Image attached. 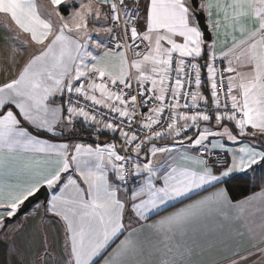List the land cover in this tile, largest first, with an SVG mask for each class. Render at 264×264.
Listing matches in <instances>:
<instances>
[{"label":"snow or ice","instance_id":"1","mask_svg":"<svg viewBox=\"0 0 264 264\" xmlns=\"http://www.w3.org/2000/svg\"><path fill=\"white\" fill-rule=\"evenodd\" d=\"M43 7L0 0L15 25L0 65L15 73L0 83V231L47 188L33 214L57 218L66 255L45 241L33 264H264V207L244 251L217 258L208 228L264 205V188L233 203L220 187L264 171L247 139L264 137V0Z\"/></svg>","mask_w":264,"mask_h":264},{"label":"crops","instance_id":"2","mask_svg":"<svg viewBox=\"0 0 264 264\" xmlns=\"http://www.w3.org/2000/svg\"><path fill=\"white\" fill-rule=\"evenodd\" d=\"M37 2L44 6L41 11L46 14L48 0H37ZM62 12L64 15H67L68 9L62 6ZM14 28L15 25L10 20V18L6 19L3 14H0V65L5 64L2 58L11 48L10 44L5 43L6 40L15 38V34L12 31ZM23 39L24 37L21 35L20 39L17 40V43L19 44ZM21 59H26V56L22 57ZM201 63H203V61H201ZM6 67L7 75L5 74L4 67H0V83H2L5 79H11L15 74L10 65H6ZM81 136L82 135L78 136L77 139L85 143L94 144L97 142L87 136H85L86 139L80 138ZM109 139H111V137L101 136L98 142L103 144ZM247 139L252 140L257 147H264L261 142L262 136L260 135H257L255 138L248 137ZM161 143L166 142L162 141ZM249 174L250 172L247 174L235 173L230 178H228L227 181L235 176ZM220 187L226 188L225 183L221 184ZM260 189L253 191L248 196L239 200H231L233 203L245 200L246 198L258 193ZM210 190L215 191V189ZM38 203L42 202L39 201ZM261 207H264V205H261L259 201H252L246 206V211L243 217L239 220L234 219L237 213L233 212L230 213L229 219L227 220L223 218H217L215 221L209 222L208 228L212 238L224 241V243L218 245L214 251V254L217 258L231 255L233 252L244 251L250 248L252 244L259 239V228L257 226L261 223V212L259 211ZM173 210L174 209L172 208L169 209V211ZM166 214V212L162 213V215ZM155 219H158V217L154 216L153 220ZM151 222L152 221H149V223ZM249 229H252V231L250 232ZM253 233H255V236ZM144 236H149L147 229L145 230ZM120 239H123V236H121ZM45 241L51 244L55 259L59 260L66 255L63 249L62 225L57 222V218L52 217L51 215H46L43 212H40L39 214H33L32 206L29 211L12 221L10 228L0 231V264H33V261L37 260L42 254ZM118 243L119 240H117L104 255L107 256L108 252H111L112 248H114ZM48 264H52V261L50 260ZM97 264H103V257L98 258Z\"/></svg>","mask_w":264,"mask_h":264},{"label":"trees","instance_id":"3","mask_svg":"<svg viewBox=\"0 0 264 264\" xmlns=\"http://www.w3.org/2000/svg\"><path fill=\"white\" fill-rule=\"evenodd\" d=\"M80 138L86 139L85 135ZM225 187L230 199L239 200L253 191L264 188V171L257 169L255 173L250 172L249 175L235 176L226 181Z\"/></svg>","mask_w":264,"mask_h":264},{"label":"water","instance_id":"4","mask_svg":"<svg viewBox=\"0 0 264 264\" xmlns=\"http://www.w3.org/2000/svg\"><path fill=\"white\" fill-rule=\"evenodd\" d=\"M197 15L200 16V24L202 28L206 30L207 26L205 24V20L202 14L197 13ZM209 39H210V33H207ZM48 198V191L46 188L42 189L34 198H30L32 202H26L24 206H22L21 210L19 211L18 215L13 219V221L17 218H19L21 215L25 214L29 209L33 206V202H39L41 201L44 203Z\"/></svg>","mask_w":264,"mask_h":264},{"label":"rangeland","instance_id":"5","mask_svg":"<svg viewBox=\"0 0 264 264\" xmlns=\"http://www.w3.org/2000/svg\"><path fill=\"white\" fill-rule=\"evenodd\" d=\"M261 142H262V144L264 146V137H262Z\"/></svg>","mask_w":264,"mask_h":264},{"label":"built area","instance_id":"6","mask_svg":"<svg viewBox=\"0 0 264 264\" xmlns=\"http://www.w3.org/2000/svg\"><path fill=\"white\" fill-rule=\"evenodd\" d=\"M219 167V166H218Z\"/></svg>","mask_w":264,"mask_h":264}]
</instances>
